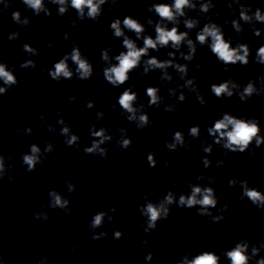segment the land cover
I'll list each match as a JSON object with an SVG mask.
<instances>
[{
  "label": "clouds",
  "instance_id": "clouds-1",
  "mask_svg": "<svg viewBox=\"0 0 264 264\" xmlns=\"http://www.w3.org/2000/svg\"><path fill=\"white\" fill-rule=\"evenodd\" d=\"M25 7L33 12L34 15L51 17L52 12L48 5L57 6V16L63 17L70 10L76 13L75 19L69 18L72 27L77 26V21L90 20L98 23L104 14V5H108V12L121 2V0H21ZM224 0H153L147 8L148 13H154L159 19L153 20L149 16L146 20L147 26L154 28L155 35L146 34L147 27L138 18L131 15H126L123 19L117 17L109 24V30L112 33L113 39L122 41V48L116 55H111L113 45L107 44L101 50L100 58L105 62L103 68L104 80L114 88H119L125 85L130 79L131 74L138 68L142 67L141 76H145L150 72L159 71L161 73L159 79L162 83H173L174 77L170 74L169 69H173L178 75L179 79L183 81L175 88H168V95L177 98L176 104H165L164 111L175 112L179 105L183 103L187 97L184 89H187L190 94H195L196 100L201 106L207 105V100L201 92L197 78L195 75L189 77L191 71L190 65L196 59L198 45L200 47L207 46L212 55L223 66L224 72L231 71L232 66L239 64L242 67H247L250 63L264 65V44L260 45L252 57V49L248 43L236 42L233 46L231 37L225 35L224 26L215 22L211 13L217 7L218 3ZM4 3L2 10H7L10 7V0L5 3V0H0ZM235 6V7H234ZM227 8L230 14L238 12V16L230 21L232 29L237 35H242L244 32V25H248L254 36L261 37L264 35V27H257V24L264 25V9L256 7L255 9L247 3V0H227ZM192 11H198L200 16L207 22L200 27L201 20L189 15ZM219 16V13H216ZM12 20L14 23L27 27L31 21L28 17H22L21 12L16 10L12 12ZM55 20H49V23H54ZM243 22V23H242ZM183 24L186 30L181 31L180 25ZM171 25V27H169ZM194 29H199L196 32L195 39L190 33ZM128 33H133L134 37ZM3 33L0 32V36ZM19 32H12L8 39L15 41L19 38ZM70 33H64V40L67 41ZM138 41H142V46L138 45ZM51 42L46 44V47L51 48ZM186 47L187 52L182 49ZM170 48L172 51L167 52V59H160L152 52H159L161 49ZM22 50L28 54L29 57L39 56L40 51L34 48L31 44L25 43L22 45ZM179 54V55H177ZM204 57L201 56L200 59ZM184 60L186 63H179L178 60ZM69 61L75 65L73 69ZM23 69H32V75H35L37 67L35 60L29 58L20 64ZM203 67L202 64H196L197 73ZM15 65L9 68L8 64L0 60V96L6 95L8 91L19 84V80L15 74ZM49 77L59 83L62 80H72L76 78L80 81H88L93 77L94 68L89 59L81 51L78 43L73 41L70 52H66L58 61L54 63L52 68L48 70ZM134 85H131L120 93L117 98V104L120 106L121 114L126 116L129 122L135 123L138 130H143L153 124L149 114L145 110L144 104H137L138 93L133 90ZM210 91L217 99H231L234 95L238 96L239 103H246L256 97H264V73L259 74L255 79L241 85L234 78H228L219 83H212ZM161 90L157 86H148L145 89L146 97L148 98V107L159 108L164 103V97L160 94ZM178 94V95H177ZM69 103H75L76 97L70 96ZM86 107L92 109L95 107V101H86ZM113 110L116 105L114 104ZM97 122L104 119L105 113L98 111L96 113ZM40 119L45 122L49 132H55L53 125L47 124L44 115ZM57 123L61 125L60 135L64 137V144L70 148H79L80 137L73 133L71 125L66 123L63 116L57 113ZM26 135H31L33 129L27 127L24 130ZM90 136L93 138L90 146L84 147L83 151L86 155L99 156L101 159L108 158V149L104 147L106 143L113 140L111 130L105 127H100L98 130L95 124L90 125ZM120 136L117 140V145L127 150L131 147L133 141L127 135V129H118ZM208 135L212 138L215 145L220 146L225 150V155L228 153H249L253 155L256 148L264 146V134H262L261 121L256 116L238 117L230 112H224L220 118L216 119L214 123L206 129ZM19 132V129H18ZM201 135V128L199 124L193 125L189 128L188 136L193 140L198 139ZM253 145L255 146L253 148ZM165 147L169 152L176 151L180 148L190 151L191 140H186L185 134L181 130L173 133L172 139L165 142ZM251 149V151H249ZM55 150L52 143H47L41 149L38 144H31L30 150L22 154V165L26 166L27 172H34L37 165H42L49 154ZM202 151L206 153L202 157V164L205 169L211 167L212 161L208 158L213 152V144L202 142ZM5 157L0 154V181H3L5 176L9 181L14 180L12 171L14 165H6ZM147 163L149 167L156 168L158 160L154 151H149L147 154ZM171 164L170 160L165 161V166ZM224 160L216 162L217 167H223ZM197 180H208V186L200 184H193L188 182L190 193L177 194L172 190L167 191L161 199L154 202L149 199V194L145 193L142 197L145 203L139 206L141 216L145 218L141 227L149 236L155 231L161 221L167 220L171 215V206L184 209H197V215L208 217L213 223H219L226 220L224 215L229 211V204L225 202L218 207L219 197L216 190L211 184L215 183V178L211 176H204L203 174L197 176ZM239 184L242 193L239 197L241 201L249 200L251 204L264 210V192L256 187L249 185L247 180H240L233 178L228 181V188L233 189ZM76 190V185L71 181L67 182V191L72 193ZM93 195L96 193L93 192ZM49 203L46 207L53 210L60 209L66 215L71 214L70 200L65 198L60 192L53 189L48 193ZM212 209H216L218 214H213ZM116 208L112 207L108 212L98 211L95 213L88 225L92 235L90 239L98 241L107 237V232H96V229L102 228L105 223L115 225L114 214ZM243 215V213H241ZM34 219L47 221L50 219L48 213L34 212ZM79 235V233H77ZM124 233L120 230H114L113 238L116 240L122 239ZM150 241L144 239L141 241L142 245H148ZM78 245L73 244L71 250L76 251ZM264 251V240L252 242L247 237L241 238L231 248L225 249L222 254H217L214 250H200L195 255L191 253H184L182 258L176 261V264H221L222 256L227 259L228 264H264V256L260 253ZM154 258V253L148 252L144 256L146 264H151ZM0 264H5L3 256H0ZM37 264H52L47 257H42L37 261Z\"/></svg>",
  "mask_w": 264,
  "mask_h": 264
}]
</instances>
